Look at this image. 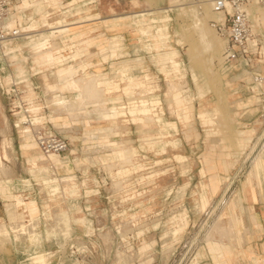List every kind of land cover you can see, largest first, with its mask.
<instances>
[{
  "label": "rangeland",
  "instance_id": "374dc122",
  "mask_svg": "<svg viewBox=\"0 0 264 264\" xmlns=\"http://www.w3.org/2000/svg\"><path fill=\"white\" fill-rule=\"evenodd\" d=\"M204 2L12 0L8 23L22 24L26 38L10 42L7 52L17 50L7 53L8 64L0 68V264H41L39 255L45 264H87L65 250L49 255L76 236L91 250L90 264H201V246L210 248L215 234L232 233L231 208L244 198L245 187L254 194L260 180L249 181V175L262 151L246 159L264 125L257 115L255 124L240 127L238 109L256 100L245 92L252 73L223 61L225 40L211 26L217 14ZM105 5L114 16L99 15ZM248 11L254 26L251 13L262 18L264 7L251 5ZM198 18L203 22L196 27ZM32 19L39 21L34 32ZM90 24L96 30L107 26L106 34L94 35L91 66L81 59ZM256 24L264 70V22ZM64 28L69 30L51 33ZM35 43L46 44L41 54L60 62L37 63ZM205 43L215 47L212 53ZM172 51L179 71L165 55ZM70 66L77 70L74 89L64 88L59 73ZM47 84L59 89L49 91ZM88 84L93 91L87 96ZM80 93L82 106L72 112L50 102L55 94L76 99ZM219 102L221 117L204 123L200 111L213 115ZM113 108L122 113L107 119ZM22 116L37 117L33 126L46 123L48 131L66 137L72 146L65 153L75 156L73 164L57 166L60 159L39 147L36 165L28 160L26 136L16 127ZM33 126L30 140L37 143ZM215 170L224 175L211 176ZM182 213L187 225L175 236Z\"/></svg>",
  "mask_w": 264,
  "mask_h": 264
},
{
  "label": "crops",
  "instance_id": "0c3cea01",
  "mask_svg": "<svg viewBox=\"0 0 264 264\" xmlns=\"http://www.w3.org/2000/svg\"><path fill=\"white\" fill-rule=\"evenodd\" d=\"M102 2H106L107 0H101ZM26 2V1H25ZM78 14H72L71 17H76ZM99 15L104 16V17H111L114 16V14H111L108 12L107 6H103V9L99 13ZM142 16H144V13H141ZM251 16H253L255 20V25L254 29L257 31L256 23H259L260 20L264 22V12L261 17H255L254 14L251 13ZM217 19L221 18L220 15L216 16ZM13 19V17H12ZM199 19V21H198ZM196 23L202 26V18H198ZM14 20V19H13ZM43 22L46 24L48 23L47 20L43 19ZM39 21L33 20L31 21V24L29 26V30L31 32L36 31V28L38 26ZM49 24V23H48ZM22 25V24H21ZM91 25V24H90ZM9 27L13 26L12 23H8ZM81 27V26H78ZM93 30H87L88 32V40H87V53L81 57L84 58V61L87 63V65L91 66L94 65L95 63V34L96 32H102L104 34L107 33V30L105 29L107 26L106 25H99L100 30L94 29V25L92 24L91 26ZM72 28H77V26H73ZM25 29V28H24ZM68 28L60 29L58 31H51V33L54 35L56 32H66L68 31ZM81 30H77V32H80ZM83 32V30H82ZM160 37H164V34H161ZM80 40L82 38H79ZM49 47L46 46V44H41V43H35V55H36V61L37 63H53L58 60V57H50L48 54L43 53L42 50L47 49ZM17 49L14 47H11L9 51L7 52L8 54L14 53ZM167 58L172 59L174 66L176 64L180 66L181 63L174 60L176 56V52L172 51L171 53H166L165 54ZM80 60V59H78ZM58 62H60L58 60ZM263 62V61H262ZM261 60L259 61L258 65L256 66L255 70H251V73L258 72L261 73L264 76V70L261 65ZM104 64V62H103ZM235 67H237L238 70H244V69H249V67H245L244 63L242 62H235L232 63ZM22 71V69H20ZM60 75L63 76V80L66 82L64 85V88L66 89H74L71 86L73 85V81L75 80V74L77 73V70L74 68V66H70L68 68H63L59 71ZM208 76L211 78V80L215 77L211 73L208 72ZM251 75V78H252ZM95 77L94 75L91 76H86V77H80L83 78L84 80H90L91 78ZM97 86L102 90V82L101 79L97 77L96 81ZM112 85H108V89H111ZM249 86V85H248ZM47 89L49 91L55 92L59 88L57 85L54 84H47ZM81 91V90H80ZM245 92H250L246 90ZM176 100L178 102H181L179 98V94H175ZM253 97H255L253 95ZM84 100V94L80 93V97L76 99H67L61 94H55L52 99L50 100L51 104L53 106H57L59 110L61 111H67V112H72L73 108H67L63 104V100ZM257 101L255 100V103L253 105L244 107V108H239L238 112L241 113L239 119H240V127L242 129L247 128L255 124L257 119L255 120L256 116L259 115L261 111V107H259L256 103ZM87 104V102H85ZM84 106H87L85 105ZM223 104L219 102L214 109V114L211 115L206 109H203L200 111L199 116L202 119L204 123L211 124L214 123V119L217 117H221L222 110H223ZM79 108V107H78ZM38 110V107H36L33 111L36 112ZM114 114L111 116L105 115L107 119H115L116 117L119 116V113L121 114L122 112L119 109L113 108ZM255 110L256 113H255ZM151 110H145L144 112L146 114H149ZM53 120H63L60 115L57 116H52L51 117ZM23 121H29L31 124L38 123L40 121L39 118L35 117L33 120H28L26 116H22L21 118ZM20 119V120H21ZM17 123L16 122V127L20 128V130L24 133V136H26V144L24 145V151L25 155L29 159L33 161V164L36 165V160H37V155L36 152H39L38 146L35 142H31V137H32V131L29 126H22V122ZM67 122L65 121L63 125H66ZM246 131V130H245ZM244 132V131H243ZM172 144H176V141H170ZM70 146H72V143H70ZM1 155V154H0ZM261 159H258L256 165H255V170L250 172L249 175V181H251L252 178H260L258 183H255V193L251 194V190L248 189V187L244 188V198L241 199L240 202L237 204L235 203L234 206L231 208V225L233 228V231L230 235L228 236H223L220 234H215L214 237L211 239L212 242L210 243V248L208 244L206 243L205 245L201 246V251H205V258L201 260V264H264V150L262 153L259 154ZM2 156V155H1ZM60 159L59 164H56L57 166H61L64 162H69L73 164V161L75 159V156L73 154H62V155H55ZM21 157H24L21 155ZM26 157V158H27ZM3 158V156H2ZM16 159H19V155L16 156ZM180 159H183V157H180ZM0 161L2 162L1 158ZM53 161V159H52ZM64 161V162H63ZM263 163V164H262ZM64 166V165H63ZM261 167V168H260ZM260 168V169H259ZM259 169V170H258ZM74 170V169H73ZM211 176H221L224 175L218 170H215L210 174ZM217 185L215 184V188ZM90 206V205H89ZM87 207V205H86ZM180 221L181 223L175 228L174 230V235L177 236L179 233H181L186 225H187V217L184 213L180 214ZM231 228V229H232ZM190 240V234H188L185 238V242L188 243ZM202 242V240H201ZM186 245V244H185ZM38 257H43L42 259L36 260L37 262L41 264H45V256L44 255H39ZM214 257V260L212 259Z\"/></svg>",
  "mask_w": 264,
  "mask_h": 264
},
{
  "label": "built area",
  "instance_id": "2783aa9c",
  "mask_svg": "<svg viewBox=\"0 0 264 264\" xmlns=\"http://www.w3.org/2000/svg\"><path fill=\"white\" fill-rule=\"evenodd\" d=\"M11 3L12 0H0V68L8 64L7 49L10 42L26 38V30L21 24H15L13 27L8 26L12 13ZM251 5L264 7V0H213V10L222 13L223 17L220 20H212L211 26L225 40L222 53L223 61L225 63L242 62L245 67H249L253 71L260 61L259 58H262V47L261 35L255 31L248 11V7ZM247 90L256 97V103L261 107L259 118L264 125V76L258 72L253 73L252 84L247 86ZM11 91H14V89ZM10 93L9 90L8 94ZM33 128L38 147L45 155H62L69 150V140L58 133L48 131L46 123L38 124ZM263 150L264 130L258 137L257 148L246 160L256 158L257 153ZM29 223L32 224L34 221H29ZM85 237L89 236L86 235ZM79 241V237L76 236L71 243L66 245V248L59 247L49 255L54 257L65 250L68 251V255L73 260H88L87 264H90L89 258L92 252L85 246V248L82 247Z\"/></svg>",
  "mask_w": 264,
  "mask_h": 264
},
{
  "label": "bare ground",
  "instance_id": "6f19581e",
  "mask_svg": "<svg viewBox=\"0 0 264 264\" xmlns=\"http://www.w3.org/2000/svg\"><path fill=\"white\" fill-rule=\"evenodd\" d=\"M205 2H206V3H205ZM205 2H204L205 5H210V4H211L212 7H213V0H205ZM204 3H203V4H204ZM211 10H212V8H211ZM212 12H213L214 14L220 15L221 18L223 17V14L220 13V12H216V11H212ZM221 18H219V19H215V20H220ZM198 21H199V19H198ZM195 25H196V27H199V26H200V25L197 24V23H195ZM205 45H206V47H208V49L211 50V53H212V51H213L212 49H213L214 46H211V45L208 44V43H205ZM214 48H215V47H214ZM78 79H79V78H78ZM93 82H94V79H93ZM93 82L91 81L90 84L94 85L95 83L93 84ZM88 85H89V84H88ZM88 85H87V87L89 88L88 91H90V93H87V96H88V94H92L91 92L93 91L92 86H91V85L88 86ZM90 86H91V87H90ZM93 87H94V86H93ZM95 87H97V86L95 85ZM90 88H92V89H90ZM94 90H97V88H96V89L94 88ZM88 91H87V92H88ZM97 91H98V90H97ZM97 91H96V93H95V96L97 95ZM93 94H94V93H93ZM98 94H99V93H98ZM82 103H83V99L78 100L77 103L75 102V103H73V104H72V103H69V102H66L65 104H66L67 106H65V107H69L70 105H71L70 107H72V106H75V107H81V106H82ZM65 104H64V105H65ZM22 121H23V120H22ZM22 124H25V125H27V126H29V127H30V125H31V123H30L29 121H27V120H26V121H23ZM31 131H32V129H31ZM36 144H37V143H36ZM17 224H18V223H17ZM0 225H1V224H0ZM13 225H14V224H13ZM12 229H13V228H12ZM17 229H18V228H17ZM17 229H16V230H17ZM16 230H15V232H18V230H17V231H16ZM19 230H22V229H19ZM202 230H203V229H202ZM3 233H4V232H3ZM18 233H20V232H18ZM6 234H7V232H6ZM15 234L18 235L17 233H15Z\"/></svg>",
  "mask_w": 264,
  "mask_h": 264
}]
</instances>
